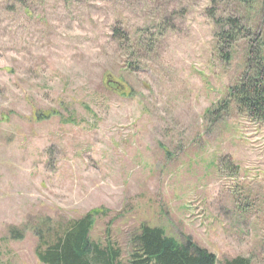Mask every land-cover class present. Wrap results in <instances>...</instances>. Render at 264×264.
Returning <instances> with one entry per match:
<instances>
[{
    "label": "rangeland",
    "instance_id": "obj_1",
    "mask_svg": "<svg viewBox=\"0 0 264 264\" xmlns=\"http://www.w3.org/2000/svg\"><path fill=\"white\" fill-rule=\"evenodd\" d=\"M253 46L261 0H0V264L95 209L122 264L143 224L264 264V120L229 95Z\"/></svg>",
    "mask_w": 264,
    "mask_h": 264
},
{
    "label": "trees",
    "instance_id": "obj_2",
    "mask_svg": "<svg viewBox=\"0 0 264 264\" xmlns=\"http://www.w3.org/2000/svg\"><path fill=\"white\" fill-rule=\"evenodd\" d=\"M253 0H240L250 3ZM264 14V0H261ZM228 30L218 35L225 59H229V48L237 41L241 31L240 21L226 19ZM223 49V50H222ZM246 73L240 83L230 89L229 95L239 108L252 119L264 120V51L253 46L246 58ZM102 213L95 209L79 220H71L65 226L49 230L40 242L37 256L42 264H122V248L111 240L103 245L91 240L96 218ZM129 264H218L217 256L199 246L191 239L186 243L168 236L166 230L143 224L130 235ZM223 264H252L244 257L227 259Z\"/></svg>",
    "mask_w": 264,
    "mask_h": 264
}]
</instances>
